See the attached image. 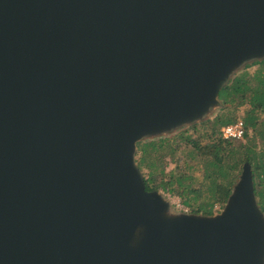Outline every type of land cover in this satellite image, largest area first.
<instances>
[{
    "label": "water",
    "instance_id": "water-1",
    "mask_svg": "<svg viewBox=\"0 0 264 264\" xmlns=\"http://www.w3.org/2000/svg\"><path fill=\"white\" fill-rule=\"evenodd\" d=\"M262 59L264 0H0V264H264L248 160L212 214L136 161Z\"/></svg>",
    "mask_w": 264,
    "mask_h": 264
},
{
    "label": "trees",
    "instance_id": "trees-1",
    "mask_svg": "<svg viewBox=\"0 0 264 264\" xmlns=\"http://www.w3.org/2000/svg\"><path fill=\"white\" fill-rule=\"evenodd\" d=\"M254 63H259L262 67L252 73L248 70L236 72L219 90V97L225 104H234V106L247 104L242 114L245 128L242 138H224L219 132L217 137L209 138L202 143L198 142L199 138L190 139L182 136L175 140L174 146L171 145V139L139 141L136 161L147 174L145 177L147 189L163 188L183 197V202L188 205L191 203L190 199L196 200L195 197L188 195L189 187L184 185L187 176L175 177L171 173L163 175L165 153L168 150L173 151L179 146L180 141L186 140L195 146L202 160V173L207 182L206 190L209 194L208 200L192 205L191 211L212 214L214 204L223 203L226 200L235 171L245 160L251 164L254 192L260 208L264 211V59L256 60ZM236 119L231 114H223L217 115L214 121L220 127ZM196 124L197 122L190 127ZM213 130L216 131V128ZM160 149H166V151ZM194 152L191 150L189 154ZM158 171L162 174L159 179Z\"/></svg>",
    "mask_w": 264,
    "mask_h": 264
},
{
    "label": "rangeland",
    "instance_id": "rangeland-1",
    "mask_svg": "<svg viewBox=\"0 0 264 264\" xmlns=\"http://www.w3.org/2000/svg\"><path fill=\"white\" fill-rule=\"evenodd\" d=\"M262 67L259 63L252 62L249 66L240 69L239 71L248 70L249 73L254 72L258 68ZM247 107V104H241L238 106H234V104H225L221 107H217L211 114H209L204 119L197 122L196 125L190 127L192 124L182 125L172 131L163 133L161 135L149 137L142 141H160L161 139H171V145H175V140L179 139V137H185L190 139L199 138V143H202L209 138L217 137L220 132V127L215 123V117L217 115L223 114H231L236 118H242L243 111ZM203 122V123H202ZM216 128V131L213 129ZM238 139V138H236ZM235 139V140H236ZM245 141V139H243ZM161 150V149H160ZM195 151L193 154H189L190 151ZM161 151H166V149H162ZM138 153H136V157ZM164 169L163 175H169L170 173L173 176H187L184 180V185L188 186V195L191 197H195L196 200L190 199L191 203L185 204L183 202V197L180 195L171 193L163 188H158V190L172 203V207L175 210L182 211H191L193 209L192 205L197 204L199 201H206L209 199V194L206 190L207 182L203 177L202 173V160L200 159L199 153L197 149L195 150V146L191 144L189 141L182 140L180 141L179 146L175 147L173 151L168 150L164 155ZM242 166V164H241ZM241 166L238 170H236V174L234 179L231 182L230 187L237 181L239 177V173L241 171ZM147 172V170H145ZM158 179L162 176L158 171ZM146 177L147 174L144 173ZM224 203V202H223ZM223 203H215L213 207L214 212H218L223 207Z\"/></svg>",
    "mask_w": 264,
    "mask_h": 264
},
{
    "label": "built area",
    "instance_id": "built-area-1",
    "mask_svg": "<svg viewBox=\"0 0 264 264\" xmlns=\"http://www.w3.org/2000/svg\"><path fill=\"white\" fill-rule=\"evenodd\" d=\"M244 123L242 118L225 123L220 127L221 136L224 138H242L244 134Z\"/></svg>",
    "mask_w": 264,
    "mask_h": 264
}]
</instances>
